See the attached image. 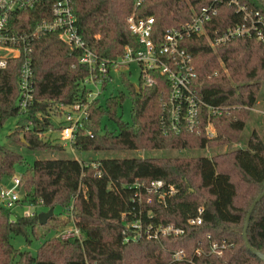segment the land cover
Here are the masks:
<instances>
[{
    "label": "trees",
    "instance_id": "1",
    "mask_svg": "<svg viewBox=\"0 0 264 264\" xmlns=\"http://www.w3.org/2000/svg\"><path fill=\"white\" fill-rule=\"evenodd\" d=\"M208 1L142 0L136 5L137 0H74L75 25L89 50L100 58L118 60L127 45L137 46L126 21L133 12L152 16L155 32L160 34L167 28L180 26ZM240 1L264 17V0ZM217 7V16L207 25L209 35H213L214 29L222 31L244 21L232 7L225 4ZM48 16L47 4L19 11L11 17L10 28L15 34H30ZM30 45L33 99L24 110L19 106V67L24 54L0 69V128L7 119L17 118L7 135L15 147L0 144V184L14 176L17 168H23L19 175L24 187L20 205L25 202L32 207H53L54 212L58 208L59 213L66 210L80 238L48 237L32 255L15 248L11 238L21 235L28 242L30 233L35 237L36 228L45 225L38 223V213L16 215L1 208L0 264H264L246 247L242 235L248 209L264 189V142L256 130L250 133L244 146L210 157L82 160L98 162L100 176L67 156L38 158L28 165L19 151L22 146L34 153L64 152L61 142L52 136V131L59 128L50 118L56 115L59 106L86 102L89 89L84 80L90 73L89 67L79 62L82 49L63 42L57 32L39 33ZM184 45L192 55L195 72L192 89L203 102L194 128L169 127L164 111L169 85L164 75L154 71L151 76L156 82L151 87H143L141 77L137 87L127 84L133 101L130 123L117 116L121 92L111 94L104 103L99 97L94 99L88 121L76 134L74 150L185 149L195 144L205 148L210 142L206 136L208 124L218 131L213 139L222 135L219 125L223 121L231 130H243L242 114L252 110L259 85L248 81L264 75V43L253 37H238L212 48L204 36H192ZM121 76L126 82L125 75ZM104 114L117 122L116 132L99 133ZM86 130L93 135L86 134ZM191 136L198 139L195 144ZM155 179L163 180L165 188L171 186L173 192L165 194L162 202L156 196L150 204L143 198L138 202L133 184ZM246 201L249 202L245 206ZM140 209L143 222L174 223L183 227L185 233L158 240L142 237L125 241L132 234L126 226ZM197 216L201 218L200 224L188 223ZM246 232L250 245L264 254V197L250 214ZM212 241L227 245L223 254L209 253ZM69 246L73 251L65 254ZM197 248L203 250L200 255L195 254ZM177 249L185 251V259H172Z\"/></svg>",
    "mask_w": 264,
    "mask_h": 264
},
{
    "label": "built area",
    "instance_id": "2",
    "mask_svg": "<svg viewBox=\"0 0 264 264\" xmlns=\"http://www.w3.org/2000/svg\"><path fill=\"white\" fill-rule=\"evenodd\" d=\"M142 0H137L139 5ZM74 0H0V69L8 65L9 60L21 57L24 54L19 67V85L21 96L19 106L24 110L33 99V69L29 53L31 42L39 33L57 32L60 39L66 44L81 48L82 54L79 62L89 67V76L84 80L87 92L86 102H75L70 105L59 106L56 115L52 118H59V123L54 124L59 128L63 141H60L64 148L74 150L73 143L78 131L84 128V123L90 116L89 107L91 102L98 98L104 90L106 84L112 80L111 73L119 70L132 62H137L141 69L140 77L143 87H151L155 84L152 72L158 71L164 75L168 85L169 93L164 104V111L167 114L169 127L194 128L199 114V105L202 100L192 89V82L195 78L192 55L188 52L185 41L192 36H204L212 48L224 44L238 37H253L264 43V17L258 12L248 9L240 0H210L202 5L194 14L178 27L167 28L158 34L155 32V20L152 16H138L133 12L126 21L131 34L136 38L137 46L127 45L123 57L118 60L100 58L96 53L89 50L76 29V19L74 15ZM49 6V16L37 23L30 34H15L10 28V20L13 14L33 9L35 6ZM218 4H225L232 7L234 11L242 15L243 22L229 26L222 31L214 29L213 35L207 32V25L218 14ZM43 9V8H42ZM123 75V74H121ZM216 75V72H214ZM264 116V112H263ZM211 124H208L210 126ZM208 126L206 128H208ZM86 134L92 136L91 130H86ZM81 166L90 167L91 171L100 176L99 163H90L79 160ZM12 185L6 187L0 184V209L6 208L11 211L20 205V176L11 177ZM161 179L146 182H135L133 187L137 189L135 196L138 202L142 198L144 202L150 204L152 197L156 196L158 202L164 200L165 194H171L173 188L168 186ZM145 196V198L143 197ZM30 216L32 212H25ZM147 216H151L146 212ZM189 224H200L201 218H191ZM127 230L132 234L127 235L125 241L131 239L138 240L160 239L161 237H179L185 233L183 227L174 223L152 224L143 222L141 209L136 214L135 219L128 224ZM64 239L80 238L78 228L72 224L57 233ZM224 242L212 241L209 245V253L221 255L226 250ZM203 252L201 248L195 250L196 255ZM186 258L183 249H177L172 253L173 260H183Z\"/></svg>",
    "mask_w": 264,
    "mask_h": 264
},
{
    "label": "rangeland",
    "instance_id": "3",
    "mask_svg": "<svg viewBox=\"0 0 264 264\" xmlns=\"http://www.w3.org/2000/svg\"><path fill=\"white\" fill-rule=\"evenodd\" d=\"M251 62H254L253 59ZM223 67V65L220 63ZM224 70V69H223ZM140 72L141 69L137 62L129 63L125 66H122L119 70H115L111 73L112 80L108 82L101 92L99 96V100L101 103L105 102V99L108 98L111 94H118L121 92L123 94V98L121 104L117 109V116L121 118L123 122L130 123L132 120V97L129 95V89L127 84H131L135 87L140 83ZM121 74H124L126 77V82L122 78ZM261 74V73H259ZM259 77V76H258ZM255 78L252 81L248 82H257L259 83L257 91H256V102L253 105L251 111L246 114H242V119L244 121L243 130H231L226 127L225 121L220 122V132L221 136L217 137V139H213L215 133H217V129L215 130L213 125L208 126L206 128V136L209 138L210 142L207 143L205 148H199L195 143L197 142V138L191 136L192 143L195 144L194 147L185 148V149H149V148H141L137 150H124V149H115L110 151H99V152H90V151H82L78 150H70L69 148H65L64 152L61 153H34L29 151L26 147L22 146L19 148V151L26 157V162L30 165L33 160L38 158H53L57 156H67L72 157L77 160L84 159H99L105 157H161V156H178V157H186V156H199L204 155L210 157L212 155L221 154L226 151H231L239 146H244L247 137L253 130H256L260 135L264 142V75L259 78ZM256 80V81H255ZM17 118H9L7 119L2 127L0 128V144L9 147H15V145L10 142L7 138V135L11 130H13L15 126ZM52 123L58 124L59 118H52ZM118 128L117 122L111 118L108 114H104L101 116V128L99 133L102 134L105 131L116 132ZM222 129L224 131H222ZM219 132V133H220ZM52 136L57 139V141H63L62 135L59 130L52 131ZM218 136V135H217ZM23 171V168H17L15 175H20ZM237 178V176H235ZM3 185L7 188L12 185L11 178L5 179L3 181ZM244 187V185H243ZM253 193V192H252ZM254 194V193H253ZM253 196V195H251ZM249 201H246L245 206ZM47 208L42 206H28L25 202L21 205L16 206L12 212L16 215L24 214L25 212H33L37 213L46 211ZM57 215V216H56ZM73 224L72 217L69 215L66 210L59 213V209L56 208L54 212V216L49 218L44 226H38L36 231H34L35 237L30 233L29 240L26 241L21 235H14L11 238V243L15 248L20 250H27L32 255L36 254L37 248L43 239L48 237L57 236V233L66 228L70 227ZM243 222L240 224L242 226ZM30 231V229H28ZM54 240V239H53ZM52 240V241H53ZM73 251L72 247H68L65 250V254Z\"/></svg>",
    "mask_w": 264,
    "mask_h": 264
},
{
    "label": "water",
    "instance_id": "4",
    "mask_svg": "<svg viewBox=\"0 0 264 264\" xmlns=\"http://www.w3.org/2000/svg\"><path fill=\"white\" fill-rule=\"evenodd\" d=\"M19 194L23 197L24 196V187L21 186L20 188V192ZM264 197V189L254 198V200L252 201L249 209H248V212H247V215L245 217V220H244V227H243V232H242V235H243V239H244V242H245V245L246 247L252 252L254 253L256 256H258V258L264 263V254L262 252H260L258 249L252 247L248 241V237H247V227H248V223H249V218H250V214L252 213L254 207L256 206V204ZM52 216H54V209L53 207H50L48 208L46 211L44 212H40L38 213V223L40 225H44L47 220L49 218H51Z\"/></svg>",
    "mask_w": 264,
    "mask_h": 264
}]
</instances>
